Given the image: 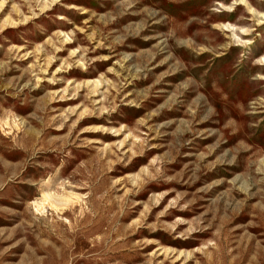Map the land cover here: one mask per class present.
Listing matches in <instances>:
<instances>
[{"label":"rangeland","instance_id":"rangeland-1","mask_svg":"<svg viewBox=\"0 0 264 264\" xmlns=\"http://www.w3.org/2000/svg\"><path fill=\"white\" fill-rule=\"evenodd\" d=\"M0 264H264V0H0Z\"/></svg>","mask_w":264,"mask_h":264}]
</instances>
